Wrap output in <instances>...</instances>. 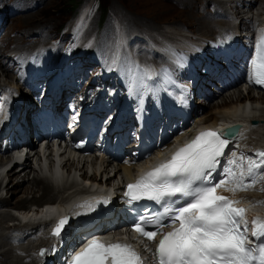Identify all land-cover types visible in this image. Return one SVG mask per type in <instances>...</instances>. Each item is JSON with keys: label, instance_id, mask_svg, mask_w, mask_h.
Wrapping results in <instances>:
<instances>
[{"label": "snow or ice", "instance_id": "1", "mask_svg": "<svg viewBox=\"0 0 264 264\" xmlns=\"http://www.w3.org/2000/svg\"><path fill=\"white\" fill-rule=\"evenodd\" d=\"M249 64V81L264 85V36L258 38ZM155 75L144 70L148 79ZM158 87L148 85L144 77H133L129 92L131 96L155 94ZM232 134L231 127L226 131H201L170 158L126 185L124 196L129 205L148 200L158 206L156 210L145 207L132 225L140 237L155 243L154 251L143 245L145 251L152 253L151 264H264V219L254 217L249 222L246 209L235 207L238 199L218 192L223 188L234 196L238 191L264 183V150L257 152L259 161L233 153L231 159L221 164ZM221 167L222 178L213 182L214 173ZM259 190L264 191V187ZM87 208L95 210L91 204ZM84 214L87 213H75ZM71 219L69 215L61 218L52 235L60 237L71 226ZM47 251L41 249L39 254L43 256ZM65 264H149V261L130 243L117 240L105 244L94 237Z\"/></svg>", "mask_w": 264, "mask_h": 264}, {"label": "rangeland", "instance_id": "2", "mask_svg": "<svg viewBox=\"0 0 264 264\" xmlns=\"http://www.w3.org/2000/svg\"><path fill=\"white\" fill-rule=\"evenodd\" d=\"M44 1L45 2L41 5V7L39 9H37L35 11H31V10H29L30 7H27L24 4V0H0V9L13 8L14 10L17 11L16 14L13 16H10V17L5 16L3 28H5L6 30H4L5 32L0 34V53L5 52L4 55H6L5 49H6V47H8L10 45V47L12 46L11 50L14 49V50L19 51V52L24 51V53L27 54L29 52L30 48L34 45H37L38 42H39L40 46L42 43L43 44L46 43L45 46L42 48V50L39 51V54H41L42 51L49 48L50 41L53 37H55L56 33L60 34L63 30L66 29L67 25L71 21V18L74 16L73 12L75 10V6L79 2L81 5H84L86 3V6H90V7H91V5H96L97 3L99 5V3H101V5L105 6V8H106V10H104V12H102V15H103L102 19H101V14H100V19H99L98 13H97L100 11V9L94 13V15L97 13L93 17V19L94 18L96 19V23H94L93 20L91 21V25H89V29L87 30L86 35H85V45H89L92 41V38H93V39H95V41H94L95 47L99 48L100 50L102 49V46L106 42H109L110 40H112V38H114V36L117 33H121V32L127 33V34L128 33H137L139 35L145 36V38H147V36H148L150 39L149 42L151 43V45L159 46V47L162 46L166 42H170L171 38H175V37L179 36V35H177L179 33L187 32V33H192L194 36L195 35L196 36H208L209 35V32H207L205 28H201V31H200L199 26L197 24L199 19L197 17H194L193 15H192L193 17H190V15H189L190 19L188 17H185L186 13H184V12H188V10L190 8H191L190 10L195 12V5L193 6V4L190 3V6H187L186 9L184 10L182 0L181 1L180 0H44ZM195 1L198 4V0H195ZM215 1H217V0H211V2H215ZM238 1L242 3L243 0H238ZM259 1L260 0L255 2V4H257ZM29 2L31 4H33L34 0H30V1L25 0V3H29ZM177 2H179L181 4H178ZM244 2H248V1L244 0L243 4H244ZM247 4L248 3H245V5H247ZM209 5H211V3H209L207 6H209ZM156 6L160 7V10L159 9L155 10ZM165 6H170V7H166V9H165ZM203 7H204L203 5L202 6L200 5V8H203ZM256 7H257V5H256ZM239 9H242L243 11H245L244 10L245 8H243L242 6H239L235 10H232L234 15H236L237 19H240L239 14H237V11H239ZM114 10H118V14L121 15L120 19L116 16ZM252 10L255 11L254 8ZM126 12H129L130 15L135 16V17H132V20H128L129 18H127L126 15L125 16L122 15V14H125ZM204 13H206V14L208 13L207 9L204 10ZM247 16H249V13L247 14ZM136 17L139 18L140 20L143 19V21H147L149 23V25L144 24V23H140L139 21L136 20ZM243 17H244L243 19H245L246 15L244 14ZM133 21H134V24H133ZM201 21L204 22V20H202V18H201ZM97 22H98V24H97ZM242 22H244V21H242ZM215 23L216 22H214V21L208 20V22L206 24H208V26L212 27V25ZM43 27H44V32H42ZM3 28H1L0 32L3 31ZM38 32L42 33V35L38 34ZM32 33H33L32 37L31 38L28 37V34H32ZM170 35H173V36H170ZM45 36L47 37L46 39L43 38ZM106 37H109V38L107 39ZM32 40H37L38 42L32 41ZM143 41H145V40H143ZM9 53L12 54L11 51ZM145 56H146V58L151 57L148 53ZM16 57L20 58L21 57L20 53H18L16 55ZM5 58L7 59L9 57H5ZM6 61H8V60H5V62ZM13 61H15V60L11 59V61H9L7 63L12 64ZM82 61H83V66H82L83 70L86 68L87 69L88 68H94L95 69V63L92 64L91 61H88V60H82ZM2 69L0 68V75H3ZM7 74L10 75V78H7L6 82L8 80L11 82L13 79L12 74H11V72L8 73V70H7ZM14 81L16 82L15 79H14ZM0 82L3 83V81H0ZM8 85L10 86L13 84L10 83ZM237 88L238 87H234L232 89L224 90V91L220 92L219 94H216L215 97L210 98L209 102H207L206 99H203L201 101V98H199L200 100H198L196 98L195 101H196L197 105L203 104V106H202V109L204 110L203 113L211 112L216 107V105L221 104V100L223 101L224 97H227L230 101H232V103H236V101H237L236 100V96H237L236 92L239 90V89L237 90ZM251 92L253 93V95L255 97H257L260 94H262L264 96V93L259 94V93H256L254 91H251ZM229 97H231V98H229ZM253 100H259V99L255 98ZM242 101H244V100L242 99ZM263 108H264V102H260V100H259V102L252 103V104L247 103L245 114H252L255 112L256 114L261 113L260 114L261 117H264V109ZM258 118H259V116H258ZM257 123H259V125L263 126L264 120L261 118L258 120ZM258 132H260V131H257V134H252V136L255 137V140L260 141V143H264V135L260 136V134ZM29 134H30V131L28 129V130H26V135H29ZM36 148L37 147L35 145V147H33L32 150H28L29 153L27 154V158H28V155H30L29 160H27V164L31 168L35 169L29 174V179L32 176H34L33 175L34 172H35V174L37 173L40 176H42L40 174L41 169L40 168L38 169V166L36 163V161L39 162L38 156H36V154L34 152V151H36V153L38 154V151ZM47 151H50V145L47 147ZM64 154H65V156L69 155L68 153H64ZM25 157H26V155H25ZM57 157L58 156L56 155L55 157H52V159H53L54 163L60 169V171L62 173L61 177L63 176L64 177L63 179L64 180L67 179L68 181L75 180L77 182V185L82 186V184H84L83 180H82V173L80 171L76 170L77 169L76 165H75V167L73 166L71 168V171L68 174V171H66L65 169L62 170L61 166L59 165V161H58L59 159ZM74 162L76 163V159L74 160ZM43 165L49 168L50 163H48L47 159L41 158L40 166L42 167ZM29 166L27 168L28 171L30 170ZM96 166H97L96 167L97 169H98V167H101L97 173L95 172L96 174H98V176H99V174H101L104 177V173L110 174V170H111L110 168L106 169V172H104V171L102 172L103 166H102L101 162H96ZM94 167H95L94 163H92V164L85 163V165H84V168L89 173L93 172L92 170L94 169ZM6 170L7 169L5 168V165H3L0 168V180L3 181L2 187H4V185L6 184V181H7V177H5ZM25 172L26 171L21 172L20 179L18 177L19 181H22L21 177L24 176ZM42 177L47 179L44 176H42ZM116 182H117V180H114L113 183L111 182V183H109V185H107V188L104 187L102 189L107 190V189L111 188L112 185H115ZM85 184H87V183H85ZM27 185H31V182L30 181L22 182V184L20 186L21 187L20 190L16 194H13L12 196H11V192H9V191H8V194L6 195L5 190H1L0 194H3V197L10 198L11 200H17L18 198H21V197L24 198V197H26L27 193H24L23 187H25ZM74 189L75 188H73L72 191ZM51 190H52V188H51ZM40 193L41 192L37 188H35V190H34L35 196L38 197L40 195ZM28 198H29V200L25 203V206H27V203L33 201L31 194L28 195ZM30 199H32V200H30ZM36 201H37V199H36ZM39 203H43V202H39ZM35 206H38V205L34 204V203H30L28 205L26 210H29L30 213L27 215V217L35 216V213H34V207ZM16 211L12 208H9V207L7 208V207L0 206V213L3 212V214H1V215H3V218L0 217V243H2V244H0V252H5L7 249L11 250V249L15 248V247L11 246V245H13V242L11 241V239L9 237H7L8 236L7 235L8 226H10V224H12L14 222H19L18 221L19 218L17 219L16 215L18 217V216H25V214H26V213L24 215L18 214ZM6 214H10V215L13 214V216H7ZM10 228H11V226L9 227V230H10ZM40 244L42 245V242H40ZM33 248L34 247H31L27 251L34 254L35 250H33ZM3 249H5V250H3ZM11 252H14V251L11 250ZM2 254H4V253H2ZM13 255H15V254H12V257H13ZM6 257L5 256L3 258L0 257V261L3 260L4 262H6V264H12V262H14V261H16V259H18L19 263L16 261L17 262L16 264H22V262H24L26 260L25 256H19V255L15 256L16 259L15 258L12 259V257H9V258H6ZM36 261H39V260H36ZM31 262L32 261L30 258L29 264H31ZM39 263H40V261L38 262V264Z\"/></svg>", "mask_w": 264, "mask_h": 264}, {"label": "bare ground", "instance_id": "3", "mask_svg": "<svg viewBox=\"0 0 264 264\" xmlns=\"http://www.w3.org/2000/svg\"><path fill=\"white\" fill-rule=\"evenodd\" d=\"M235 1H238V0H235ZM243 1H242V4H243ZM246 1H248V2H244V5H245V3H248V5H247L248 9L246 11H243L242 9H239V11H237V14H239V16H240L239 24H241V21H244V19H243L244 14L246 15V18H249V16H247V14L249 12L252 13L253 8L255 9V13H257L258 11L264 10V0H260L257 4H255V2H257L258 0H246ZM44 2H45L44 0H34V3L31 4L30 2L25 3V0H24V4L27 7H30L29 10H31V11H35V10L39 9ZM177 3L181 4L179 2H177ZM182 3L184 6V10L186 9L187 6H190V3H192L193 6L195 5V12L190 10L191 9L190 8L188 10V12H184V13H186L185 17H188L189 19H190V17H193V16L197 17L199 19L197 24L199 26L200 31H201V28H205L206 31L209 32V35L214 33V29H212V27L208 26V24H206V23L208 22V20H211V19H208V18H210V15L215 14L217 11V10H212V8L215 6L216 1L211 2V0H198V4H197L195 0H182ZM209 3H211V5L207 6ZM200 5L201 6L203 5L204 7L200 8ZM256 5H257V7H256ZM87 7L90 8V6H87ZM166 7H170V6H165V9H166ZM204 8L207 9V12H208L207 14L204 13V10H205ZM157 9L160 10V7L156 6L155 10H157ZM114 11H115L116 16L120 19L121 15L118 14V10H114ZM0 12H6L8 17H10V16L15 15L17 11L14 10L13 8H4V9H0ZM122 15L123 16L126 15L127 18H129L128 20H132V17H135V16L130 15L129 12H126L125 14H122ZM189 15H190V17H189ZM201 18H202V20H204V22L201 21ZM92 20L94 23H96L95 18ZM136 20L139 21L140 23H144V24L149 25V23L147 21H143V19L140 20L139 18L136 17ZM260 23L264 24V18L261 19ZM133 24H134V21H133ZM251 24H252L251 20L247 21L245 23L248 31H250ZM89 25H91V22ZM1 28H3V23L0 26V30H1ZM4 30H6V29L3 28V31L0 32V34L5 32ZM137 47L141 48L143 51H146L145 46H137ZM19 53L21 55L20 58H17L16 56H14V57H9L7 59L5 58L6 56H3V54H4L3 52L0 53V68L2 69L4 67L2 69L3 75H0V81H3V83L0 82V94H2V92H4L7 89V87L10 89H13L14 87H16L15 81H14L15 78L13 75H12L13 79L11 82L9 80L6 82V79L10 78V75L7 74V70L9 73V67L11 65H13L15 62H18V61L26 62L25 59H26V56L28 55V53L25 54L24 51L19 52ZM11 59L15 60V61H13L12 64H10L9 66L5 67L4 64L11 61ZM5 60H8V61L5 62ZM10 83L13 85L9 86L8 84H10ZM1 90H3V91L1 92ZM14 91L21 92L23 94V96L28 97L27 94L23 93V90L21 89V87L20 88L18 87V89L14 90ZM251 91L252 90H240L239 89L236 92L237 93L236 103H232V101H230L227 97H224L223 101L221 100V104L216 105V107L211 112L203 113V111H204L202 109L203 104L195 105V106L191 107L192 115L195 116L194 118H192L191 124L193 126H201L204 124H206L208 126H212L213 124H215L217 122V120H222V119H224V120H241V121H245L248 123L251 120H254V123L258 122V120L261 118L264 120V117H261V115H260L261 113L256 114L254 112V113H252L253 115L252 114H245L247 103L252 104V103L259 102V100H260V102H264V96L262 94L259 93L260 95L255 97ZM219 93L220 92H218V90L216 91L214 88L212 90V98L216 94H219ZM256 93H258V92H256ZM229 98H231V97H229ZM255 98H258L259 100H253ZM242 99L244 101H242ZM207 102H209V100H207ZM28 107H29V97H28V100H26L25 105H23L21 108V117L23 119L20 122H21L23 128H25V131L28 129L31 131L29 123L24 120L25 114L27 113V110H28ZM258 116H259V118H258ZM258 131H260V132H258L260 134V136L264 135V125L259 126ZM250 134H257V131L251 132ZM253 140H254V137L249 139V141H253ZM31 141H33V140H31ZM244 141H246V139H244ZM257 142H260V141H257ZM48 146L49 145L47 144L44 147V149L47 150ZM21 147H24V146H21ZM16 149H18V148H16ZM32 149H33L32 147L29 148V150H32ZM161 150H162V148L158 149V151H161ZM34 152H35L36 156H38V160L41 163L40 156L36 153V151H34ZM238 152L243 153L245 155L250 153L244 147L238 148ZM28 153L29 152L25 153L26 157L24 156V159L22 160V162L17 163V162H15L16 161L15 160L13 162L12 166L6 168L7 170H6L5 177H7V181H6V184L4 185V187H2L3 181L0 180V192H1V190H5L6 195H7L8 191H9V192H11V196L13 194H16L20 190V188H21L20 186H21L22 182H25V181L31 182V185H27V186L23 187L24 193H27L26 197H24V198L21 197V198H18L17 200H11L10 198L3 197V194H0V206L7 207V208L9 207V208L14 209L15 211L17 210L16 212L18 214L24 215L26 213L25 216H21V218H26L27 215L30 213L29 210H26L30 203L40 205L41 208L39 210L40 211L39 215H46V213H48V210L42 211L45 203H55L56 199H59V198H62V200L65 198L68 199L71 196L75 195V194H71V193L76 192V191H83L84 189H87V190L92 189L93 191L98 190L95 192L97 195L106 193L107 190H104L102 188H104V187L107 188V185H109V183H111V182L113 183L114 180H117L116 184H118L120 181H123V179H126V178L130 179L132 174L134 173V171L137 169V167H136L137 164H132L131 161L113 162L112 160L110 161L109 159H102V160H99V162H101V164L103 166L102 172L103 171L106 172V169H108V168H110L111 170H110V174L104 173V177L101 174H99V176H98V174H96V173L100 170L101 167H98V169L96 168L97 166H96L95 160L88 161V160H85L82 158L74 157L75 153H71L68 156H65L64 153H59L57 155L58 156L57 158L59 159L58 160L59 165L61 166L62 170L65 169L66 171H68V174H69L71 171V168L73 166L75 167V165H76L77 169L76 168L75 169L82 173V180H83L84 184H82V186H79V185H77V182L75 180L68 181L67 179L66 180L63 179L62 183L54 184V182L52 180H49V179L47 180V179L43 178L42 176L46 177L45 174H43V173H40L42 175V176H40L39 174H37V173L35 174V172H34V174H33L34 176H32L29 179V174L35 169L31 168L27 164V160H29V156H30V155H28V158H27ZM8 154L9 153H6L5 156L0 158V168L6 164L5 162H7V158L9 157ZM20 159L21 158H19V160ZM45 159H47L48 163H50L48 169L51 170L53 165H54V161L52 159V155L50 154V152L47 154ZM75 159H76V163L74 162ZM39 162L36 161L38 169L39 168L41 169ZM85 163H90V164L94 163L95 164V167L92 170L93 171L92 173L87 172V170L84 168ZM28 166L30 167L29 171L27 170ZM22 171H26V172H25L24 176L21 177L22 181H19L20 174ZM49 172H51V171H49ZM18 177H19V179H18ZM51 177H52V175L50 173V179H51ZM85 183H87V184H85ZM35 188H37L41 192L38 197L35 196V194H34ZM51 188H52V190H51ZM73 188H75V189L72 191ZM79 188H81V189H79ZM111 188L114 189V186L112 185ZM115 190H117V188ZM30 194L32 196L33 201L27 203V206H25V203L29 200L28 195H30ZM32 199H30V200H32ZM36 199H37V201H36ZM261 200L264 201V192L262 194ZM39 202H43V203H39ZM46 207L51 208L52 206L47 205ZM1 214H3V212L0 213V217L3 218V215H1ZM6 215L7 216H13V214L12 215L6 214ZM37 215H38V213H35V216H37ZM16 218L18 219L19 216L17 217V215H16ZM18 221L19 222H14V223L10 224L11 228H10L9 234H8V236H10L15 241V243H17V244H14L15 248H13V249L10 248L14 252H11V250H9V249H7L5 252H0L1 258H3L4 256L5 257L7 256L6 258L12 257V254H15V255H13L12 259H14L16 255L23 256V253L26 250H28L29 248L41 245L40 242H42L43 246L49 247V241L51 239H53V238H51V235H48L47 233H43L39 236L36 235L39 232L40 228H45L47 226L46 224H34L30 221H26V222H20V220H18ZM10 226H8V229ZM74 230H76V225H73L69 229L70 235L73 233ZM79 233L83 234V232H79ZM106 233H107V231L104 229L103 234H106ZM18 237H22V239L25 241L23 242V241L19 240ZM65 238H66L65 235H61L60 237L57 238V242L58 241L62 242ZM0 244H2V243H0ZM3 250H5V249H3ZM2 253H4V254H2ZM24 256L26 258V260L24 262L28 261V263L22 262V264H29L30 258L32 261L31 264H38V262L40 260H42L40 258L35 259L34 257H31V255L28 252ZM41 257H43V256H41ZM36 260H39V261H36ZM16 261L19 263L18 259H16ZM16 261L12 262V264H16L17 263ZM0 264H6V262H4L2 260V261H0ZM39 264H43V263L40 262Z\"/></svg>", "mask_w": 264, "mask_h": 264}, {"label": "trees", "instance_id": "4", "mask_svg": "<svg viewBox=\"0 0 264 264\" xmlns=\"http://www.w3.org/2000/svg\"><path fill=\"white\" fill-rule=\"evenodd\" d=\"M78 4H79V3H77V5L75 6V9H76V7L78 6ZM73 7H74V6H73ZM100 7H101L102 12H104V10H106L105 6L101 5V3H100Z\"/></svg>", "mask_w": 264, "mask_h": 264}]
</instances>
